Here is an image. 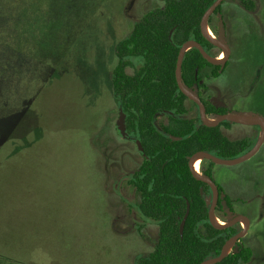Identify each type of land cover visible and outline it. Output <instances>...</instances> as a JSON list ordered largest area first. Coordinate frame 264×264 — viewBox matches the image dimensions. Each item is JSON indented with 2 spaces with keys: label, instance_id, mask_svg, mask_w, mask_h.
<instances>
[{
  "label": "rangeland",
  "instance_id": "rangeland-1",
  "mask_svg": "<svg viewBox=\"0 0 264 264\" xmlns=\"http://www.w3.org/2000/svg\"><path fill=\"white\" fill-rule=\"evenodd\" d=\"M164 6V0H0V82L7 76L0 94V264H135L153 251L158 226L141 217L128 185L141 157L120 141L111 73L116 47L135 22ZM15 11L20 29L12 28ZM225 12L234 58L220 78L205 79L203 95L264 119V0L253 15L233 3ZM212 24L218 32L217 17ZM8 38L13 52L23 46L17 75L3 67ZM186 105L188 119H198L200 110ZM166 124L160 115L157 126ZM242 125L223 131L255 145L261 132ZM213 171L236 215L250 219L242 242L255 252L249 264H264V145L250 160L215 164ZM234 216L216 214L222 224Z\"/></svg>",
  "mask_w": 264,
  "mask_h": 264
},
{
  "label": "trees",
  "instance_id": "trees-1",
  "mask_svg": "<svg viewBox=\"0 0 264 264\" xmlns=\"http://www.w3.org/2000/svg\"><path fill=\"white\" fill-rule=\"evenodd\" d=\"M215 1L165 0L164 9L145 13L135 23L129 37L116 47L117 65L111 73L113 96L126 116L127 134L138 140L143 148L138 153L141 157L138 168L128 177L129 185L138 195L140 215L158 226V240L153 251L137 258L135 264H202L219 257L225 243L239 231L236 227L218 229L211 224L212 203L206 200L211 193L210 187L194 177L189 160L199 151L234 159L250 151L254 142L248 138L231 140L226 136L222 127L234 122L208 127L199 117L188 119L186 102L189 99L179 89L176 79L178 55L187 41L200 43L209 55L216 56L214 46L201 30L203 15ZM233 1L250 11L258 5L256 0ZM18 4H13V9L17 10ZM16 12L12 13L15 19L12 28L20 29L22 20ZM8 37L19 40L12 35ZM11 39L5 42L9 61L3 67H9L11 74L17 75L24 66L20 56H23V46L13 52ZM133 58H141L142 63L130 75L125 68ZM1 62L5 64V60ZM207 67L216 68L197 48L187 51L181 72L185 87L194 91ZM2 77L0 94L5 91L7 79L5 73ZM205 105L209 118L226 113L211 103L205 102ZM0 113L4 115L5 110L0 109ZM160 114L170 119L161 129L156 124ZM38 133L37 128L30 134ZM208 162L209 168L203 174L213 179L215 164ZM218 187L226 192L222 186ZM223 198L222 205L230 206L229 196ZM188 204L190 213L181 237L180 226ZM253 258V249L243 245L215 264H249Z\"/></svg>",
  "mask_w": 264,
  "mask_h": 264
},
{
  "label": "water",
  "instance_id": "water-1",
  "mask_svg": "<svg viewBox=\"0 0 264 264\" xmlns=\"http://www.w3.org/2000/svg\"><path fill=\"white\" fill-rule=\"evenodd\" d=\"M221 2H222V0H216L211 5V7L206 11V13L204 14L202 21H201V30H202L203 36L209 42H211L215 46L219 47L221 49V51L225 53L224 59L216 60V58L212 57L211 55H209L205 51V49L203 48V46L200 43H198L196 41H187L182 46V48L180 49V52L178 55V61H177V66H176L177 83H178V86H179V89L181 90V92L188 99H190L191 101H193L197 104V106L200 110V120H201L203 125L208 126V127H213V126H217L221 122L230 121V122H234V123L258 125L261 127L262 131H261V134H260L258 141L252 147V149L240 157H237L234 159H222V158H218V157L214 156L211 153L199 151V152L195 153L189 160V167H190L194 177L198 180H201V181L207 183L211 187V189L214 193L213 200H212V206H211L210 211H209V219H210L211 224L214 225L218 229H223V228L235 225L236 223L245 222V224H246L240 233L231 237L225 243L219 257L204 261L202 264H215V263L221 262L232 251V248L234 247L236 242H238V240H240L246 236V234L250 228V219L244 215H237V216H234L230 222L226 223L223 226H219L215 223V221H214L215 208H216L218 197H219L218 186L216 185V183L212 179L204 176L201 172H200V174H198L194 170L193 163H194L195 159H197L198 157H202L203 160L211 161L214 164L224 165V166H234V165L246 162V161L250 160L251 158H253L260 151V149L264 143V119L263 118L256 116V115H253V114H240V113H229V114L221 115V116L216 117V118H209L207 116V113H206V107H205L204 103L202 102V100L200 99V97L195 92L187 89L182 82L181 72H182L183 59H184L185 53L192 48H197L200 51V53L202 54L203 58L206 59L209 63L214 64V65L224 64L229 59V56L231 54V49L228 46V44L225 43L223 40V38H224L223 23L221 24V30H220L221 42L211 39L205 31V26L208 25V19L213 14L215 9L221 4ZM119 113H120V117H119V122H118V128L122 134H125V117L126 116L123 113L122 108H120ZM138 147H139L140 151L143 150L139 141H138ZM189 213H190V205L188 204L186 214H185V216L182 220L181 226H180L181 237H183L186 220L189 216ZM228 248H230L229 252H227ZM234 250L238 251L237 248H235Z\"/></svg>",
  "mask_w": 264,
  "mask_h": 264
},
{
  "label": "flooded vegetation",
  "instance_id": "flooded-vegetation-1",
  "mask_svg": "<svg viewBox=\"0 0 264 264\" xmlns=\"http://www.w3.org/2000/svg\"><path fill=\"white\" fill-rule=\"evenodd\" d=\"M257 2H258V5H257V8L254 10V11H250V10H248V9H246V8H243V6H241L240 5V3L239 2H237V1H233V0H222V2H221V4L215 9V11L213 12V14L210 16V18L208 19V26L209 27H207V31H208V29H210V31L212 32V33H209V31H208V33L214 38V39H216L217 41H219V42H221V35H220V30H221V24L223 23V29H224V38H223V40L224 39H226V37H229V24H228V16H226V14H227V12H225V7H226V5L228 4V3H233L238 9H240V10H242L245 14H248V15H253V14H255L258 10H259V7H260V0H256ZM164 3H165V0H164ZM165 7V6H164ZM159 9V8H158ZM155 10V9H154ZM152 11V10H151ZM149 12V11H148ZM147 13V12H146ZM206 13V12H205ZM204 16V15H203ZM218 18V20H219V28H218V32H216L215 31V29H214V27H213V24H212V21L214 20V18ZM137 22V21H136ZM135 22V23H136ZM135 25V24H134ZM252 28H250V30H251ZM230 34H231V32H230ZM225 43H227L228 44V46L230 47V49H231V54H230V56H229V59L226 61V63H224V64H220V65H214V64H212V65H214L216 68H212V67H207V69L204 71V73H203V79L202 80H200L199 81V85L198 86H196L195 87V89H194V91L193 92H195L199 97H200V99L202 100V102L204 103V105H205V102H208V103H211L212 105H214L216 108H219V109H223V110H225L226 111V113L225 114H229V113H238L236 110H233L232 108H230L228 105H224L223 103H221V102H219L218 101V99L216 98V97H211L210 99H206L205 97H204V95H203V91H207L208 89H209V87H208V85L205 83V79H218V78H220L222 75H224L225 74V72H226V70H225V68H227L228 66H229V64H230V61L232 60V58H234V49H233V46L231 45V43L230 42H228L227 41V39H226V41H224ZM213 46H214V50H219V55L222 53V51H221V49L219 48V47H217V46H215L214 44H212ZM225 54V53H224ZM219 55H216V56H214V58H218V59H221L222 60V58L219 56ZM133 59H136V58H133ZM133 59H131V61H130V64L125 68V71H126V73L127 74H130V75H132V74H134L135 73V70L140 66H138V65H136L135 64V62L133 61ZM224 59V58H223ZM133 68V73H129V71H128V68ZM245 74L247 75V72H245ZM254 85H255V82H254ZM254 85H253V87H254ZM215 88H219L218 86H215ZM189 101L192 103V104H194L197 108H198V106H197V104L195 103V102H193V101H191L190 99H189ZM117 107H118V105H117ZM205 107H206V105H205ZM199 109V108H198ZM119 110H120V108H118V113H119ZM206 113H207V108H206ZM161 116H164V117H167L166 115H164V114H160ZM159 115V116H160ZM188 115V114H187ZM224 115V114H223ZM119 116H120V113H119ZM159 116H158V118H159ZM208 116V115H207ZM187 117V116H186ZM209 117V116H208ZM157 118V119H158ZM188 118V117H187ZM199 118H200V115H199ZM216 118V117H215ZM167 119H168V124L170 123V119H169V117H167ZM189 119H193V118H189ZM125 120H126V118H125ZM118 122H119V119H118ZM224 122H226V121H224ZM224 122H221V123H219V124H222V123H224ZM156 124H157V122H156ZM168 124H166V125H162V126H167ZM218 124V125H219ZM235 125H237V126H242L243 127V125L242 124H237V123H232V124H230L228 127H226V126H224V127H222V130L224 129V128H230L231 126H235ZM252 127H255V128H257L258 129V132H261V127L260 126H258V125H251ZM159 129H161V126L160 127H158ZM119 128H118V126H117V132H118V134H119V136H120V141H121V143L122 142H130L131 144H133L134 145V147H135V149H136V151H137V153H139V152H141L140 150H139V147H138V140H136V139H134V138H132L129 134H127V126H126V122H125V134H120V131L118 130ZM224 132V131H223ZM225 134V133H224ZM261 134V133H260ZM244 138H248V139H250L252 142H253V139L251 138V137H243L242 139H244ZM117 142V141H116ZM120 145V144H119ZM263 145H264V143H263ZM263 145H262V147H263ZM115 146H116V153H117V151L118 152H120L121 150H119V148H118V145H117V143L115 144ZM261 147V148H262ZM261 150V149H260ZM199 161V160H198ZM201 161V164H202V160H200ZM197 163V162H196ZM201 167V166H200ZM209 168V167H208ZM208 168H206V169H203V168H201V173L203 174V171L204 170H207ZM214 168V167H213ZM195 169H196V171L197 172H199L200 171V168L199 169H197L196 168V164H195ZM133 173V172H132ZM204 175V174H203ZM205 176V175H204ZM215 183H216V181L214 180V171H213V179H212ZM207 184V183H206ZM128 185H129V182H128ZM208 185V184H207ZM216 185L218 186L219 184L218 183H216ZM209 186V185H208ZM129 187L131 188V186L129 185ZM210 187V186H209ZM132 189V188H131ZM210 190H211V193L209 194L210 196L213 194V192H212V189H211V187H210ZM218 190H219V197H218V201H217V205H216V208H215V216H216V214H223V215H225V216H227L228 218L229 217H231L232 215H234L235 214V216H237L236 215V213H235V206H234V200H233V198L229 195V194H227L226 192L224 193V191H220V189H219V187H218ZM224 195H227V196H229V199H230V206H226V207H224L222 204V202H224ZM137 197H138V195H137ZM213 200V199H212ZM221 201V204H219V202ZM138 202H139V198H138ZM211 203H212V201H211ZM137 205H138V203H137ZM211 206H212V204H211ZM210 211V210H209ZM134 213H135V211H134ZM142 217V216H141ZM139 218V217H138ZM143 218V217H142ZM233 218V217H232ZM232 218L231 219H229L228 220V222H230L231 220H232ZM219 219L218 218H216V221H218ZM227 222V223H228ZM218 223V222H217ZM219 224V223H218ZM220 225V224H219ZM222 225H224V224H222ZM242 225H244L245 226V223L244 222H242ZM250 225H251V222H250ZM229 227H236L237 229H239V231H238V233H240L241 231H242V227H241V223H236L235 225H232V226H229ZM237 233V234H238ZM236 234V235H237ZM247 234H248V232H247ZM246 234V235H247ZM235 236V235H234ZM245 238V237H244ZM244 238H242V239H240V240H238V242H236V244L234 245V247L232 248V250H234L235 248H237L238 249V246H243V244H242V242H243V240H244ZM251 248V247H250ZM252 249V248H251ZM254 251V250H253ZM255 253V252H254Z\"/></svg>",
  "mask_w": 264,
  "mask_h": 264
},
{
  "label": "bare ground",
  "instance_id": "bare-ground-1",
  "mask_svg": "<svg viewBox=\"0 0 264 264\" xmlns=\"http://www.w3.org/2000/svg\"><path fill=\"white\" fill-rule=\"evenodd\" d=\"M207 27H209V26H208V25L205 26V31H206L207 35H208L211 39L216 40V39H214V38L209 34V33H212V32L210 31V29H208V31H209V33H208V31H207ZM222 53H223V54H221L220 57H221V58H222V57L224 58V57H225V54H224V52H222ZM223 58H222V59H223ZM216 60H221V59L216 58ZM198 160H199V161H198ZM200 160L203 161V158H202V157H198L197 159H195V161H194V163H193V168H194L195 171H196V169H195V164H196V168H197V169L200 168V171H199V172L196 171L198 174H200V172H201V167H200V166H201L202 164H201V161H200ZM196 162H197V163H196ZM216 218H217V217L215 216V217H214V221H215V223H216L217 225L220 224L219 226H223V225H222V222H221L220 220L216 221ZM217 222H218L219 224H218ZM244 223H245V222H244ZM224 225H225V224H224ZM229 251H230V248L227 249V252H229Z\"/></svg>",
  "mask_w": 264,
  "mask_h": 264
}]
</instances>
